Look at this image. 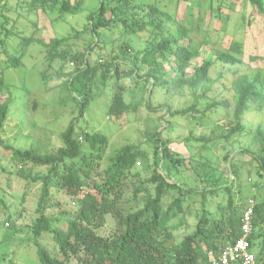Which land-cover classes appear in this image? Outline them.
Returning a JSON list of instances; mask_svg holds the SVG:
<instances>
[{"label": "trees", "instance_id": "obj_1", "mask_svg": "<svg viewBox=\"0 0 264 264\" xmlns=\"http://www.w3.org/2000/svg\"><path fill=\"white\" fill-rule=\"evenodd\" d=\"M181 1L186 3L190 0ZM206 1L207 14L222 24V32L226 31L231 19L230 14H225L223 9L233 10L234 6L240 7L238 11L247 24L253 17L260 16L264 25V0H230L229 5L227 0H200L196 11L189 14V20L181 23L176 14L164 11L156 3L144 0H98V9L89 11L85 26V30L92 35L89 51L94 48L102 50L107 43L101 31L118 26L127 33H145L149 37L146 48L133 54L134 65L129 70L120 69L118 64L90 67L86 54L75 55L68 50H60L64 38L56 37L46 45L49 48V61L77 64L62 85L70 91L76 89L79 92L76 102L80 116L72 119L61 133L62 146L56 152L15 149L2 140L13 96L3 75L0 76V95L3 98L0 101V147L9 151L10 158L19 166L18 177L42 185L38 217L29 230L34 241L44 233H49L51 242L58 250L56 256L38 247V264H72L73 260L78 264H213L211 256L218 258L227 244L235 243L242 236V217L248 207L244 208L246 202L243 199L238 201L233 193L236 181L243 177L242 163L236 155L249 156V163L256 162L258 182L254 186L259 192H264L262 130H258L255 136L256 149L234 148L233 152L226 154L225 160L233 179L225 178L226 174L221 172L217 178H212L210 172L199 175L207 185L202 192L204 197L220 191L229 195L228 212L223 213L221 218H212L203 199V209L195 231L180 244L167 248L166 241L171 238L167 225L184 212V196L188 191L191 192L175 180L174 174L179 172V167L185 166L184 160L172 152L171 143L163 141L160 132H156L147 139L153 147V171L148 180L142 181V172L137 170V164L141 165L139 159H149L138 144L125 145L116 150L108 158L107 167L102 169L109 149L107 135L80 130L77 126L90 105L91 85L101 71L103 79H113L117 83L109 108L110 117L119 119L138 112L145 102L143 98H135L133 92V101H126L125 89L120 81L129 79L133 83L131 88L137 87L143 91L148 88L146 106L154 112L165 110L161 119L166 120L168 128L173 126L167 121L168 118L207 119L213 122V117L226 110V116L231 111L230 123L227 126L211 123L216 130H220V134H214L213 138L203 137L202 140L207 144L216 141L229 143L234 136H241L246 130L244 119L252 106L264 109V57H250L248 64L242 59V43L232 41L226 50L216 47V42L210 37V26L204 25L203 3ZM214 1H218L217 7L213 5ZM84 3L85 0H30L29 9L34 13L42 11L53 23L64 20L66 16L81 14L85 10ZM247 7L251 9L249 16L242 10ZM5 11L6 8L0 6V45L5 48L8 38H17L18 54L5 53L8 56L6 67L19 68L23 53L36 40L33 35L14 31L16 27L9 26L10 18ZM37 42L45 44L42 40ZM80 60L85 63L84 68L78 66ZM259 61L261 63L254 67L250 65ZM142 65L147 70L140 74L144 71ZM216 65H220L223 70H219L216 78H213L211 73ZM228 76L231 78L227 84ZM186 88L194 98L193 103L186 108L175 110L168 102L154 108L150 102L154 93L172 95ZM26 168H47L48 172L45 176L31 177L25 174ZM132 178H136L137 182L133 199H138L143 193L144 203L135 212L123 216L117 201L124 195L127 180ZM55 191L76 200L75 211L72 216L65 217L64 228L55 226L63 219H53L45 213L51 207L49 201ZM171 192H176L177 196L164 209L163 200ZM250 201L253 203V230L249 241L252 252L255 254L254 248L258 250L255 254L257 261L264 264V195L259 200L253 195ZM109 216L118 217L121 221V230L117 235L104 236L99 233Z\"/></svg>", "mask_w": 264, "mask_h": 264}, {"label": "rangeland", "instance_id": "obj_2", "mask_svg": "<svg viewBox=\"0 0 264 264\" xmlns=\"http://www.w3.org/2000/svg\"><path fill=\"white\" fill-rule=\"evenodd\" d=\"M144 1L156 3L164 11L176 14L178 22L181 23L189 20V14L196 11L200 0H190L186 3H182L181 0ZM230 2V0L226 1L228 5ZM207 3L208 1L203 3L204 25L210 26V37L216 42V47L226 50L232 41L242 43V59L248 64L250 57H264V25L260 16L253 17L247 24L238 11L240 7L234 6L233 10L223 9L225 14H230L231 19L226 31L222 32L220 31L222 24L207 14ZM29 4L30 0H2L0 5L6 8L4 13L10 18L9 26L16 27L14 31L20 34L23 32L27 36L33 35L36 40L23 53L22 65L19 68L6 67L7 54H18L17 38L13 36L8 38L5 48L0 45V76L3 75L13 96L8 121L1 138L5 144L15 149H39L43 153L56 152L62 146L61 133L72 119L80 116L76 102L79 92L76 89L70 91L62 85L77 64L70 61H49L47 55L49 48L46 45L56 37L64 38L65 42L60 46V50H68L75 55L86 54L90 67L118 64L120 69L127 71L134 65L133 54L142 52L146 48L149 37L145 33H127L118 26L101 31L107 43L102 50L94 48L89 51L92 35L85 30V26L88 23L89 11L98 9V0H85L84 12L76 16H66L64 20L53 23L42 11L31 12ZM218 4V1L213 2L215 7ZM242 10L249 16L250 8ZM37 40H42L45 44ZM259 63L261 62L250 65L254 67ZM84 64V61L78 62L80 68H84ZM137 64L139 65L140 62ZM143 67L144 71L140 74L147 70L146 66ZM219 70H223L220 65L214 66L211 73L213 78H216ZM230 78L229 76L226 78L227 84ZM132 84L129 79L120 81V85L125 89L126 101L128 103L133 101L131 96L133 92L135 98H143L145 102L138 112H132L119 119L110 117L109 108L117 83L113 79H103L99 71L91 85L90 105L77 126L80 130L107 135L109 149L102 169L107 167L108 158L122 146L140 145L149 157L148 161L139 159L141 165L137 164V170L142 172V181L148 180L153 171V147L147 141L148 136L160 132L161 139L171 143V151L179 154L185 162V166L179 167L178 173L173 172L175 180L187 191L191 190L184 196V212L169 221L167 225L171 238L166 241V247L171 248L180 244L186 236L195 231L203 209V199L206 202V210L212 218H221L223 213L228 212L229 195L225 191H220L214 195L206 194L204 197L202 192L207 185L200 176L210 172L212 178H217L221 172L226 174L225 178L233 179L229 174L225 156L236 148L256 149L257 131L264 132V109L252 106L244 119L246 130L241 136H234L229 143L216 141L207 144L202 140L203 137L213 138L214 134H220V130H216L211 123L227 126L231 121V111H228V116L226 110L220 111L217 117H213V122L207 119L195 121L190 118H168L167 121L169 120L173 125L172 128H168L166 120L161 119L165 110L154 112L147 108L148 88L143 91L137 87L131 88ZM2 99L0 95V101ZM193 101L194 98L188 88L172 95L154 93L150 98L154 108L168 102L175 110L186 108ZM235 140L236 144H234ZM236 158L242 163L240 167L243 177L236 181L233 193L238 201L243 199L246 202L245 208L249 207L253 195L259 200L264 192H259L254 186L258 182L256 162L249 163V156L246 155L237 154ZM19 170V166L10 158V152L0 147V264H38V247L58 256L57 247L51 242L49 233H44L35 241L32 239L29 227L38 217L37 209L42 185L31 179L18 177ZM24 172L27 176L37 177L45 176L48 169L26 168ZM126 183L124 195L117 201V207L123 216L142 207L145 196L141 193L138 199H133L136 178L128 179ZM151 189L153 190V187ZM176 196V192H171L164 198V209H167ZM49 204L51 207L46 209V215L53 219H63L55 226L64 228L65 217L73 215L76 200L55 191ZM120 230V219L109 216L99 233L104 236L117 235ZM254 252L257 254L258 250L254 248ZM72 264L78 263L73 260Z\"/></svg>", "mask_w": 264, "mask_h": 264}, {"label": "built area", "instance_id": "obj_3", "mask_svg": "<svg viewBox=\"0 0 264 264\" xmlns=\"http://www.w3.org/2000/svg\"><path fill=\"white\" fill-rule=\"evenodd\" d=\"M253 203L244 212L242 217V236L233 244H227L218 258L211 256L213 264H260L252 252L249 241L253 230Z\"/></svg>", "mask_w": 264, "mask_h": 264}]
</instances>
